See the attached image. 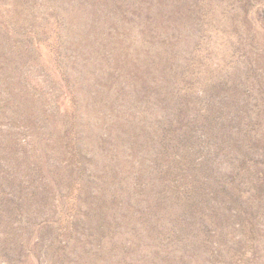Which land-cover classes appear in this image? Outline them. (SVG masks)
<instances>
[{
	"label": "rangeland",
	"instance_id": "1",
	"mask_svg": "<svg viewBox=\"0 0 264 264\" xmlns=\"http://www.w3.org/2000/svg\"><path fill=\"white\" fill-rule=\"evenodd\" d=\"M0 264H264V0H0Z\"/></svg>",
	"mask_w": 264,
	"mask_h": 264
}]
</instances>
